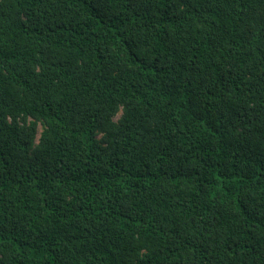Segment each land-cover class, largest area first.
Returning <instances> with one entry per match:
<instances>
[{
  "label": "trees",
  "instance_id": "16d2710c",
  "mask_svg": "<svg viewBox=\"0 0 264 264\" xmlns=\"http://www.w3.org/2000/svg\"><path fill=\"white\" fill-rule=\"evenodd\" d=\"M0 264H264V0H0Z\"/></svg>",
  "mask_w": 264,
  "mask_h": 264
}]
</instances>
